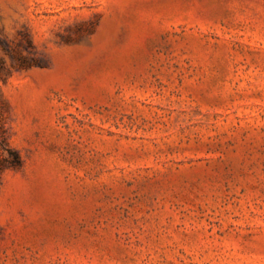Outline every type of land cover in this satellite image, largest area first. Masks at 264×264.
Returning <instances> with one entry per match:
<instances>
[{
	"label": "rangeland",
	"instance_id": "1",
	"mask_svg": "<svg viewBox=\"0 0 264 264\" xmlns=\"http://www.w3.org/2000/svg\"><path fill=\"white\" fill-rule=\"evenodd\" d=\"M0 115V264H264V0H0Z\"/></svg>",
	"mask_w": 264,
	"mask_h": 264
},
{
	"label": "trees",
	"instance_id": "2",
	"mask_svg": "<svg viewBox=\"0 0 264 264\" xmlns=\"http://www.w3.org/2000/svg\"><path fill=\"white\" fill-rule=\"evenodd\" d=\"M27 45L25 48L29 52L34 51L33 44L29 38H26ZM21 64H18L20 68L30 67L37 63L35 57L20 58ZM22 164V159L18 151L12 148L9 144L7 131L4 125L2 116L0 115V179L5 170L16 169Z\"/></svg>",
	"mask_w": 264,
	"mask_h": 264
}]
</instances>
